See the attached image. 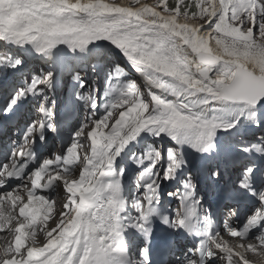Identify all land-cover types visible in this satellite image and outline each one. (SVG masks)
<instances>
[{"label": "snow or ice", "instance_id": "6c2138e0", "mask_svg": "<svg viewBox=\"0 0 264 264\" xmlns=\"http://www.w3.org/2000/svg\"><path fill=\"white\" fill-rule=\"evenodd\" d=\"M0 264H264V0H0Z\"/></svg>", "mask_w": 264, "mask_h": 264}]
</instances>
